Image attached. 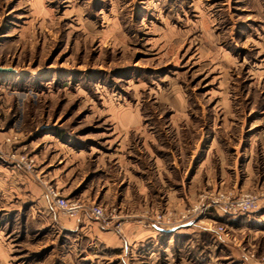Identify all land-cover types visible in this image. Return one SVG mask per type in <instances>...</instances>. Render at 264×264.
Returning <instances> with one entry per match:
<instances>
[{
	"label": "rangeland",
	"instance_id": "1",
	"mask_svg": "<svg viewBox=\"0 0 264 264\" xmlns=\"http://www.w3.org/2000/svg\"><path fill=\"white\" fill-rule=\"evenodd\" d=\"M0 67V264H259L264 0H0Z\"/></svg>",
	"mask_w": 264,
	"mask_h": 264
},
{
	"label": "built area",
	"instance_id": "2",
	"mask_svg": "<svg viewBox=\"0 0 264 264\" xmlns=\"http://www.w3.org/2000/svg\"><path fill=\"white\" fill-rule=\"evenodd\" d=\"M7 142H9V139H7ZM11 159L15 161V165L20 168V165L23 163V158H18V156L13 155ZM44 192L51 208L55 209L60 215L67 219H76L82 212L86 211L98 222L106 220L104 209L99 204H83L76 200H69L60 195L58 190L48 185L44 187ZM260 196L262 195L257 192L240 193L237 194V196H233L230 192H217L213 196L212 205L214 208L224 213V215L235 216L240 213L255 211L258 208ZM215 231L221 235H228L225 228L221 225L216 227ZM251 257H253V255H251ZM258 263L264 264V257L260 258Z\"/></svg>",
	"mask_w": 264,
	"mask_h": 264
},
{
	"label": "crops",
	"instance_id": "3",
	"mask_svg": "<svg viewBox=\"0 0 264 264\" xmlns=\"http://www.w3.org/2000/svg\"><path fill=\"white\" fill-rule=\"evenodd\" d=\"M62 147H64V150H59V153H62V155L60 156L61 157V160H64L65 162H64V164H66L67 163V160H66V154H68V153H71V152H73V150H71V148H69V147H66V146H62ZM59 157V158H60ZM59 161V162H62V161ZM13 169H15L16 171H19L18 170V168L16 167V166H12V170ZM46 205H48V206H46ZM46 205H44V207H43V213L46 215V216H48V218L50 219L51 218V220H57V221H59V219H60V214L58 213V212H56L53 208H51L50 206H49V204H48V202H46ZM263 218H264V216H263ZM82 222V224L81 225H79V227H78V229L80 230V231H84V230H89L90 228H92V227H88V222H90L89 221V219L86 217V215H84V214H81L78 218H76L75 219V223L77 222ZM94 224H96V223H94ZM75 226V225H74ZM96 227V226H95ZM94 227V228H95ZM69 231H77V230H75V229H77V227L75 226V227H73V228H67ZM96 229V228H95ZM93 234H94V236L96 237L95 239L94 238H90V239H92V240H94V242H95V244H97V243H103V245H104V247H108L107 245H106V242L104 241V240H109V241H111V240H113V238H111L108 234V232L106 233H103V231H101V230H99V228L98 229H96V230H94L93 229ZM112 235H114V236H117L115 233H113ZM121 246V244H119V247Z\"/></svg>",
	"mask_w": 264,
	"mask_h": 264
},
{
	"label": "water",
	"instance_id": "4",
	"mask_svg": "<svg viewBox=\"0 0 264 264\" xmlns=\"http://www.w3.org/2000/svg\"><path fill=\"white\" fill-rule=\"evenodd\" d=\"M6 72H9V70H8V69H4V68L0 67V73H6Z\"/></svg>",
	"mask_w": 264,
	"mask_h": 264
}]
</instances>
